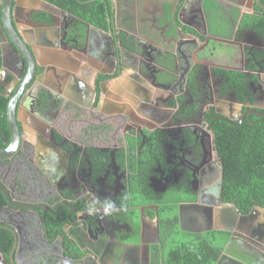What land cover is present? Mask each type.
I'll return each mask as SVG.
<instances>
[{
	"label": "flooded vegetation",
	"instance_id": "af4514ba",
	"mask_svg": "<svg viewBox=\"0 0 264 264\" xmlns=\"http://www.w3.org/2000/svg\"><path fill=\"white\" fill-rule=\"evenodd\" d=\"M190 1L110 0L103 29L19 0L13 26L36 63L19 91L26 69L0 0V93L20 92L21 133L16 151L0 158L11 199L0 190V264H165L176 233L212 231L228 234L213 264H264V240L238 222L258 206L242 213L222 200L214 140L219 121L264 117L256 114H264V9L256 0H203L190 16ZM225 18L237 32L216 42L211 27ZM228 43L237 49L226 61ZM165 71L172 76L161 83ZM223 75H243L241 96Z\"/></svg>",
	"mask_w": 264,
	"mask_h": 264
},
{
	"label": "trees",
	"instance_id": "16d2710c",
	"mask_svg": "<svg viewBox=\"0 0 264 264\" xmlns=\"http://www.w3.org/2000/svg\"><path fill=\"white\" fill-rule=\"evenodd\" d=\"M74 18V26L84 24L109 28L113 16L110 0H43ZM51 23L45 12L34 15ZM238 96L245 91L243 75H223ZM8 99L0 93V148L10 139L6 121ZM216 149L224 163L223 201H232L240 212L253 205L264 208V117L251 116L240 124L219 121L214 124ZM62 223V222H61ZM59 221V225H61ZM173 226L171 225V228ZM169 231L163 229V237ZM186 240L170 246L164 255L165 264H213L222 251L228 234L208 232L184 235Z\"/></svg>",
	"mask_w": 264,
	"mask_h": 264
},
{
	"label": "water",
	"instance_id": "95a60500",
	"mask_svg": "<svg viewBox=\"0 0 264 264\" xmlns=\"http://www.w3.org/2000/svg\"><path fill=\"white\" fill-rule=\"evenodd\" d=\"M13 0H3L2 7H1V23L2 27L5 31V34L7 36V39L9 42L13 45V47L16 48L18 53L21 54L22 59L24 60V69H26V75H24L22 85L20 88L18 87L19 91L24 90L30 82L34 79V71L36 67L35 63V57L31 51V49L27 46V44L24 42V40L17 34V31L15 27L13 26L12 19H15V15L18 11L21 10V7H19L18 3L19 0H16V6L14 10L11 9V2ZM258 5L264 9V6H262L260 0H256ZM33 4L35 3H44L48 4L47 2L43 0H32ZM50 5V4H48ZM52 6V5H51ZM55 7V6H53ZM56 8V7H55ZM62 11V10H61ZM42 67L43 64L38 63ZM50 64V65H49ZM49 67L51 69H55L54 63H49ZM48 67V66H47ZM166 76H172L169 71H165V74L162 76V82H164ZM20 92H14L11 96L8 97V102L6 106V121L7 125L10 131V141L7 147L4 149H0V158H4L7 156H10L13 152L16 151V149L19 146V143L21 142V133L19 128V120L17 119V100ZM256 114L264 116V114L260 112H256ZM224 119V118H223ZM227 120V119H225ZM222 167V159H219ZM0 190L3 192L7 202L11 204V199L9 197L8 191L6 190L5 186L0 182ZM27 207H34L32 205H26ZM35 208V207H34ZM234 208V207H233ZM235 212V208H234ZM243 221L250 225V230L252 236H254L256 239H259L260 241L264 240V208L261 207H255L252 209L251 212L248 214L240 215L238 222ZM255 221V222H254ZM79 264H82V261H78ZM1 264H7V261L2 260Z\"/></svg>",
	"mask_w": 264,
	"mask_h": 264
},
{
	"label": "crops",
	"instance_id": "0c3cea01",
	"mask_svg": "<svg viewBox=\"0 0 264 264\" xmlns=\"http://www.w3.org/2000/svg\"><path fill=\"white\" fill-rule=\"evenodd\" d=\"M142 1H143V3H145V6H147L148 4L153 2V0H142ZM30 4H31V2H30ZM34 5H37V4H34ZM202 7L206 8V2L203 3V0H191L188 5L187 4L185 5V9L187 10L186 11L187 13L186 12L185 13H186V15L189 14L190 16H192L193 11H195L196 9L200 10V9H202ZM243 10L244 9H242V11ZM159 15H160V13H159ZM117 16H120V18L123 17V15L120 14V11H119V13H117ZM232 16H233V21L235 22V24H237L239 16L237 17L236 14H234ZM236 29H237L236 26L234 24H232L230 20L226 19L225 23L222 24V26L221 25L220 26L214 25L213 27H211V34L217 38L215 41L219 42V41H221V39H223V40L230 39L233 36V34H235L237 32ZM235 49H237L236 45L228 43L226 45V48L223 50V53L221 56L224 57V59L226 61H228L229 59L233 58L232 56L235 55V52H236ZM127 72L132 73V71H130V70Z\"/></svg>",
	"mask_w": 264,
	"mask_h": 264
},
{
	"label": "rangeland",
	"instance_id": "374dc122",
	"mask_svg": "<svg viewBox=\"0 0 264 264\" xmlns=\"http://www.w3.org/2000/svg\"><path fill=\"white\" fill-rule=\"evenodd\" d=\"M176 234H175V236H173L174 240H176V242H180L181 240H184V239L186 240V236H183V234H178V235H176ZM171 241L172 240H169L168 244H171Z\"/></svg>",
	"mask_w": 264,
	"mask_h": 264
}]
</instances>
